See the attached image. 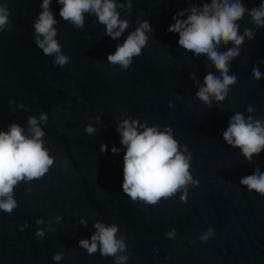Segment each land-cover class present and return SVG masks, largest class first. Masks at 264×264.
I'll list each match as a JSON object with an SVG mask.
<instances>
[{"label":"water","instance_id":"obj_1","mask_svg":"<svg viewBox=\"0 0 264 264\" xmlns=\"http://www.w3.org/2000/svg\"><path fill=\"white\" fill-rule=\"evenodd\" d=\"M200 2L132 0L130 13L117 9L130 27L112 40L94 15L85 13L83 28L76 29L59 16L62 5L51 0L58 21L54 39L70 57L60 67L52 62L55 54L45 56L34 43L33 24L43 10L42 0H0L10 11V28L0 31V131L17 123L30 136L28 117L39 121L43 111L48 121L38 126L45 133L44 147L55 158L42 178L18 183V206L11 214L0 210V264H115L112 256L89 255L78 247L79 240L96 231V221L119 225L117 237L123 236L128 247L118 255H129L126 264H264V197L239 183L257 167L264 172V152L249 163L222 137L236 112L264 121V78H252L254 65L264 74L259 63L264 60V27L256 28L247 13L237 22L241 35L248 28L255 38L245 37L240 55L230 62L229 75L237 76V83L226 99L211 97L206 108L195 93L207 72L220 73L206 56L182 49L178 33L167 31L175 13ZM242 2L251 9L264 0ZM142 20L153 29L146 33L142 54L126 70L108 63L107 55ZM231 47L221 45L217 51ZM193 72L200 85L191 79ZM249 106L252 113L246 111ZM128 118L160 125L158 131L171 126L179 144L187 145L191 175L199 181L195 188L189 184L187 203H181L180 191L155 205L133 202L123 193L126 147L116 127ZM87 125L97 131L87 134ZM101 144L108 146L106 152L99 151ZM113 145L118 154L112 153ZM38 218L44 223L37 225ZM25 222L28 227L21 231ZM37 228L45 232L43 238L35 235ZM210 228L214 235L201 241ZM173 230L175 239L170 240L166 233ZM57 252L65 253L59 262L53 260Z\"/></svg>","mask_w":264,"mask_h":264},{"label":"clouds","instance_id":"obj_2","mask_svg":"<svg viewBox=\"0 0 264 264\" xmlns=\"http://www.w3.org/2000/svg\"><path fill=\"white\" fill-rule=\"evenodd\" d=\"M62 7L59 8V16L72 24L76 29L83 28L85 13L94 15L96 22L105 26V34L112 40H117L130 27L128 19H121L117 9L132 10V0L126 3H117V0H56ZM51 0H42L41 12L34 21V43L42 50L45 56L55 54L52 61L60 67L69 63L70 57L63 54L61 45L54 37L57 36L58 23L52 11ZM247 13L256 28L264 27V2L257 7L248 9L242 0H211L210 3L201 0L199 5L192 4L183 10H179L172 17L174 23L170 24L167 31L178 33V45L191 52L195 57L206 56L211 65L220 73L219 76L207 72L203 77V84L196 79L195 72L191 79L199 86L195 96L207 108L211 107V97L217 102H223L230 91V86L237 83V76L229 75L230 62L239 55V49L245 42L255 38V32L245 28L240 34V25ZM187 14V15H186ZM10 11L7 4H0V31L10 28ZM153 29L148 20L138 23L135 30L129 32L123 43L118 44L114 53L107 55L108 63L119 65L122 69H128L133 63V58L142 54L146 47L149 36L146 33ZM233 47L227 51H217L221 45ZM259 63L264 64V60ZM252 78L256 81L264 78L258 66L252 68ZM10 104L14 101H9ZM23 107V104L20 105ZM171 103L169 107H171ZM248 113L254 109L248 107ZM99 120V117H96ZM48 115L41 112L39 121L35 116L27 119L28 131L31 135H25V130L17 123L8 126L7 131H0V210L11 214L17 208V200L14 198V189L21 181L31 182L40 179L49 172L55 158L44 147V131L38 126L39 123H47ZM160 125L148 126L147 121L140 123L137 119H124L117 124L116 131L120 134V143L126 147L123 156V181L122 191L133 202L142 201L145 204L155 205L161 198H171L178 191L183 194L181 203H187L188 186L195 188L199 181L191 175L192 156L188 152L187 145L181 146L173 136L171 126L165 125L163 131H158ZM143 129L139 131L138 129ZM97 131L92 125L85 127V132L92 135ZM224 142L238 148L243 157L251 163L254 156L264 152V121L254 119L252 116L245 118L240 112L230 117L227 128L222 132ZM108 146L100 145V152H106ZM112 153L118 154L120 149L115 145L111 148ZM187 154V155H185ZM240 185L249 192H256L264 197V172L257 167L253 174L240 179ZM27 191L30 193L32 188ZM61 216H56L59 222ZM36 224L44 223L42 219H36ZM87 227V221L80 220ZM28 227L27 222L20 225L21 231ZM96 229L88 239H81L78 247L92 255L97 251L103 257L112 256L115 264H126L129 255H118L127 251V244L123 236L117 237L119 225L112 223L109 226L96 221L93 224ZM49 231H54L49 227ZM35 235L43 238L45 232L37 228ZM214 235L213 229L202 234L199 239L208 241ZM168 239H175V230L166 233ZM64 252L53 255L54 261H61Z\"/></svg>","mask_w":264,"mask_h":264}]
</instances>
